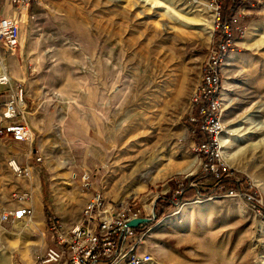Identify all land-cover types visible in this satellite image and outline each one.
<instances>
[{
    "label": "rangeland",
    "instance_id": "rangeland-1",
    "mask_svg": "<svg viewBox=\"0 0 264 264\" xmlns=\"http://www.w3.org/2000/svg\"><path fill=\"white\" fill-rule=\"evenodd\" d=\"M223 7L234 22L235 48L222 68L216 136L218 145L229 138L230 157L221 146L220 159L242 190L264 196V0H224ZM24 12L21 46L1 53L0 62L14 61L36 136L0 151V214L20 205L16 195L39 170L54 220L47 221L51 231L36 217L0 223V264L22 249L39 257L51 239L59 242L57 228L81 217L84 191L147 211L160 197L172 198L147 237L155 264H264V221L244 199L180 198L184 178L206 192L214 182L199 148L206 137L188 121L214 39L205 3L34 0ZM9 157L34 164L32 177L13 174Z\"/></svg>",
    "mask_w": 264,
    "mask_h": 264
},
{
    "label": "built area",
    "instance_id": "built-area-1",
    "mask_svg": "<svg viewBox=\"0 0 264 264\" xmlns=\"http://www.w3.org/2000/svg\"><path fill=\"white\" fill-rule=\"evenodd\" d=\"M19 9L28 10L34 0H11ZM213 8L214 39L203 65L202 84L196 97V104L190 114L192 122H199L201 130L210 134L211 144L203 143L200 151L209 153V164L205 170L221 179L219 170L229 169L220 159L222 152L217 140V129L221 126V85L222 68L229 53L235 46V27L223 19L224 0H205ZM254 6V5H253ZM21 21L18 18L0 17V52L14 54L21 45ZM10 86L0 91V151L9 142H33L35 133L26 117L28 94L21 83L12 84L6 67L0 70V87ZM197 112L195 113V111ZM193 133L197 130L193 129ZM41 158L39 157L38 160ZM11 171L16 176L31 178L33 165L21 164L16 157L7 159ZM89 185V176L84 175ZM223 188V186L221 187ZM228 196L244 199L254 214L264 221V196L255 191L231 189ZM30 191L16 195L20 205L10 212L0 215V222L23 220L33 215V209L25 206L31 198ZM155 208L146 210L138 202L128 200L114 201L104 193L93 192L81 210V217L71 226L57 228L60 247L49 246L31 264H155L154 256L147 247V237L151 224L156 219ZM142 218L144 221L132 226L131 221ZM52 215L49 221L52 223ZM66 229V230H65ZM14 264H22L18 259Z\"/></svg>",
    "mask_w": 264,
    "mask_h": 264
},
{
    "label": "crops",
    "instance_id": "crops-1",
    "mask_svg": "<svg viewBox=\"0 0 264 264\" xmlns=\"http://www.w3.org/2000/svg\"><path fill=\"white\" fill-rule=\"evenodd\" d=\"M3 16L20 18L24 22L26 21V18H27V15L24 12V9H22V10L19 9L17 6H15L12 3L11 0H0V17H3ZM23 36H25L24 33H23ZM1 53H3L5 56L6 55H13V54H5L4 52H0V58L2 57ZM1 60L2 59H0V61ZM13 62L14 61L11 58L5 60L4 65L3 66L0 65V70L2 68L6 67L8 69V71H9L12 79L15 81L17 78L15 76L16 73L13 70V66H14ZM23 79L24 80L27 79L26 74H24V78ZM28 102H29V96H28ZM27 106H28V104H27ZM31 127L33 129L32 125H31ZM33 131H34L35 136H36V132H35L34 129H33ZM28 160H29V158H28ZM26 163H30V161H27ZM30 164H32V163H30ZM32 165H33V169L36 168L34 164H32ZM44 178L45 177L43 176V174L41 172H39V170H38V173H35V175H34V180L29 181V186L30 187H28L25 191H30L32 196H31L29 202H26L24 205L32 207L34 212H33V215L31 217H26L23 220L31 221L34 217H36L39 221L41 220L44 223L46 230L49 229L51 231V228L46 226L47 225V221L49 220V217H50L49 214H51L52 212L50 210H48V208H49L48 202L49 201L46 199V197L48 198V195H47V191L45 189V188H47L48 182ZM18 193H21V192H18ZM92 194H93L92 191H84V195H85L84 199H85L86 202L90 199ZM86 202L84 203V205L86 204ZM84 205H83V207H84ZM50 244L49 245L46 244V248L49 247V246H57V247H60V248L62 247V246H60L59 242H56V241L52 242V239L50 241ZM39 257H37L36 255H29V254H27V252H25V250L23 251V249H22V250H19V255H14L13 254V257L11 259L12 260L11 264H14V260L15 259H18L22 264H31L36 259H38ZM67 263H68V261L64 260L60 264H67Z\"/></svg>",
    "mask_w": 264,
    "mask_h": 264
},
{
    "label": "trees",
    "instance_id": "trees-1",
    "mask_svg": "<svg viewBox=\"0 0 264 264\" xmlns=\"http://www.w3.org/2000/svg\"><path fill=\"white\" fill-rule=\"evenodd\" d=\"M223 11V19L225 22L230 21L228 19V13L225 11V8L223 7L222 9ZM232 22V25L234 26V22ZM197 112V110L195 111V113ZM188 121L190 123L191 129H196L197 130V135L199 136H204L206 137V141H199V147L203 144V143H207V144H211L212 142V138L210 136L209 133L201 130L200 128V123L199 122H192L190 120V117H188ZM202 153V157H203V161L204 164H209V159H210V155L209 153H206L205 151H201ZM221 179L219 180L218 177L215 176L214 173L210 172L209 175L211 176V178L214 180V182H212L213 184H209L208 186V190L207 192L204 190L205 187L201 186V185H197L194 186L190 183L189 178H184L182 180V188H181V195L180 198L181 200H191L193 198H195L197 195H201V196H211L215 193L217 194H226L227 192H229L231 189H235L238 191L242 190V183L236 182L230 173H232V171L228 170L227 172L222 171V169L219 170ZM223 186V188H221ZM173 200L171 197L169 196H162L160 197L156 204H155V211L157 213V217L158 219H160L161 217L164 216V214L166 213V211L173 205ZM49 216H51V214H49Z\"/></svg>",
    "mask_w": 264,
    "mask_h": 264
},
{
    "label": "bare ground",
    "instance_id": "bare-ground-1",
    "mask_svg": "<svg viewBox=\"0 0 264 264\" xmlns=\"http://www.w3.org/2000/svg\"><path fill=\"white\" fill-rule=\"evenodd\" d=\"M146 1H148V0H146ZM194 2H197V3H200V2H203V3H205V7H206V9L211 13V15H212V17H213V8H211L207 3H206V1L205 0H193ZM157 2H152L151 4H152V6H154L155 4H156ZM214 28V27H213ZM0 65L1 66H3L4 65V63L3 62H0ZM11 80H12V84H15V81L12 79V77H11ZM197 90V89H196ZM119 126V125H118ZM113 137H115V141H117L118 140V138H117V136H116V134L113 136ZM229 138H225V137H222L221 138V146L222 147H224L223 149V152H224V154H225V158H229L230 157V155H229V152L227 151V142L229 141L228 140ZM121 140V139H120ZM107 143H109V141H107ZM154 148V147H153ZM158 148V147H157ZM158 150V149H157ZM148 151V150H147ZM128 152V151H127ZM222 152V151H221ZM125 153V152H124ZM132 154V153H131ZM125 155V154H124ZM130 155V154H129ZM142 157V156H141ZM153 157V156H152ZM125 158V157H124ZM138 158V157H137ZM230 159H232V157L230 158ZM229 159V160H230ZM144 161V160H143ZM142 161V162H143ZM145 163V162H144ZM143 163V164H144ZM142 166V165H141ZM138 167V166H137ZM150 170L148 171V172H146L145 173V176H147L148 174H150ZM144 175V174H143ZM55 181V186H58L59 185V183L58 182H56V180H54Z\"/></svg>",
    "mask_w": 264,
    "mask_h": 264
},
{
    "label": "water",
    "instance_id": "water-1",
    "mask_svg": "<svg viewBox=\"0 0 264 264\" xmlns=\"http://www.w3.org/2000/svg\"><path fill=\"white\" fill-rule=\"evenodd\" d=\"M142 221H144V219H142V218H138V219H135V220L131 221L130 224H131L132 226H137V225H138L139 223H141Z\"/></svg>",
    "mask_w": 264,
    "mask_h": 264
}]
</instances>
